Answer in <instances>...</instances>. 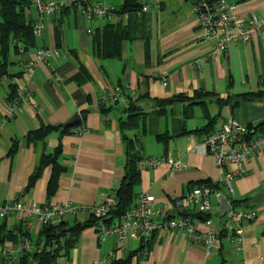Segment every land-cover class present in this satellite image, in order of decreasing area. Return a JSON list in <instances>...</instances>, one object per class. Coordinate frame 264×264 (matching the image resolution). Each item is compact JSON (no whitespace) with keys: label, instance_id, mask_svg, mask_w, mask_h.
I'll return each mask as SVG.
<instances>
[{"label":"crops","instance_id":"obj_1","mask_svg":"<svg viewBox=\"0 0 264 264\" xmlns=\"http://www.w3.org/2000/svg\"><path fill=\"white\" fill-rule=\"evenodd\" d=\"M110 1L117 7L124 2L118 6ZM160 1V8L152 6L145 14L142 35L123 42L120 59L94 55L89 30L95 31L107 22L90 21L77 8L46 19L44 36L36 37L37 47L24 51L20 46L17 52V43L12 44L8 71L13 77L2 80L0 88V202L46 205L70 200L83 209L116 193L126 173L127 146L121 120L127 117V106L120 104L104 113L101 101L109 88L123 85L128 92H137L141 98L137 104L147 114L139 130L125 134L140 138L145 157L183 162V168L172 176L167 163L140 169L137 193H151L158 206H163L170 204L173 197L186 194L192 186L211 182L218 185L229 202H237L236 209L256 210L258 217L244 224L241 250L223 232L210 257L202 244L188 240L185 230L157 234L148 242L130 237L121 245L114 237L101 240L97 229L90 227L83 231L69 258L78 264H94L114 251L113 261L106 264H264V149L248 164L249 174L232 183V194L224 185L216 184L225 170L218 169L214 156L190 149L203 134L194 132L206 126L215 130L231 117L264 131V35H257L250 43H232L226 54L214 56V44L205 41L199 26L196 0ZM229 1L239 14L264 17V0ZM32 17H37L35 11ZM57 28L61 32L59 40ZM40 47L55 51L48 59L51 66L40 62L29 77L24 65ZM161 76L168 78V85L162 84ZM57 77L65 80L60 83ZM10 84L26 88L30 94L22 96L15 117L5 122ZM181 95L186 99L168 103L161 114L156 113L155 98ZM75 114H80V121L88 129L85 134L78 135L76 128L66 133L53 131L43 140H27V135L42 124L62 126ZM166 132L172 137L164 144L157 136ZM15 143L16 151L9 155ZM58 147V162L66 170L56 192H49L52 165L27 190L41 156L54 155ZM212 207V219L221 225L225 218L220 216V200L213 198ZM195 218L197 227L205 230L203 220ZM87 219L80 212L67 222L72 225ZM3 223L9 230H16L20 221L10 215L0 219V227ZM40 228L31 231L35 239Z\"/></svg>","mask_w":264,"mask_h":264},{"label":"built area","instance_id":"obj_2","mask_svg":"<svg viewBox=\"0 0 264 264\" xmlns=\"http://www.w3.org/2000/svg\"><path fill=\"white\" fill-rule=\"evenodd\" d=\"M160 3V0H139L140 7L135 14L143 16L152 6L160 8ZM71 8H77L90 21L103 20L107 23L127 24L132 18L130 12L122 11L110 0H30V4L24 8V11L33 20L35 37H42L45 33V20L52 15H61ZM194 10L205 41L214 44V56L226 54L232 43H250L257 35H264V17L239 14L236 5L229 0H196ZM34 11L37 17L33 19ZM89 32L93 34L94 30ZM54 53V50L46 47L38 48L35 57L26 61L24 72L32 77L40 62H46L51 66L48 59ZM7 78V75L3 76V80ZM160 79L163 85H168L169 80L166 76H161ZM56 80L61 83L65 78L57 77ZM26 94H30L26 88H18L16 97L8 100L5 122L15 117L16 107L22 96ZM137 97L135 90L128 92L127 88L118 85L108 89L102 97L101 105H126L131 99ZM87 131L88 129L83 126L76 132L78 135H83ZM190 149L198 154L214 156L218 169L225 170L217 178L216 184L224 185L232 194V183L249 174L248 164L258 152L264 149V131H257L254 126L238 123L231 117L219 128L203 134ZM165 163L170 165L169 176L183 168L181 159L167 160L165 157L154 156L142 158L137 165L142 170L157 168ZM223 196L225 195L218 189L203 184L190 189L183 196L173 197L170 204L158 206L157 198L153 194L140 192L136 195L135 204L130 209L111 224L102 222L97 227V233L101 240L114 237L118 244L125 245L130 237L146 242L157 234L185 230L188 233V240L202 244L206 255L210 257L222 233L226 232L236 242L237 249L241 250L245 241L244 224L255 220L258 212L236 209L231 204L232 207L224 216L223 223L216 225L212 219V199L221 200ZM116 204L115 193L101 203L83 209L74 206L70 200L46 205H26L13 200L0 202V219L14 215L26 229L32 231L37 226L55 224L56 221L66 222L71 215L80 212H84L87 218L108 219ZM172 209L180 213H174ZM183 210H187L189 214H181ZM198 213L204 216L205 230L199 229L195 223V215ZM32 246L30 239L0 245V264H16L20 254ZM114 257L115 252L112 251L104 259L95 260L94 264L110 263ZM59 264L78 263L73 260H64Z\"/></svg>","mask_w":264,"mask_h":264},{"label":"trees","instance_id":"obj_3","mask_svg":"<svg viewBox=\"0 0 264 264\" xmlns=\"http://www.w3.org/2000/svg\"><path fill=\"white\" fill-rule=\"evenodd\" d=\"M29 4L30 0H0V88L4 75L13 77L9 75L8 71L9 54L12 44H15V42L17 43L14 46L17 52H19L20 46L23 47L24 51L37 47V39L33 32V20L27 16L24 11V8ZM139 7V0H124L120 8L122 11L132 14L130 21L127 24L107 23L93 32L92 50L96 57L100 59H120L122 57L123 42L126 40H134L142 35L146 22V15L137 16L135 14ZM60 36V29L57 28L58 40ZM120 86L124 87L123 85ZM9 88L11 89V93L8 100H11L16 97L18 85L10 84ZM198 95H201V93L198 92ZM140 99L138 95L137 98L131 99L128 104L125 105L127 106V117L121 120V129L125 133L126 131L139 130L142 127V123L147 118V114L143 112L137 104ZM185 99L186 96L184 95L172 99L155 98L154 100L158 107L156 113L161 114L168 103L176 100L183 101ZM117 105L120 104L111 106L102 104L101 109L104 113H107ZM82 126L83 124L81 121L68 127L65 125L52 126L42 124L38 130L27 135V140H43L53 131L62 130V133H66ZM212 131L213 129L206 126L202 130L194 133L201 132L206 134ZM125 133L124 140L127 146L126 173L121 186L115 193L117 204L112 210L110 217L108 219L91 217L83 222H75L72 225L67 221L59 224L43 225L36 239L32 232L26 229L21 222L16 230H9L6 224L3 223L0 227V245L6 242L16 243L24 239H30L33 244L32 248L20 254L16 264H59L61 261L71 260L69 258L70 253L78 245L84 230L90 227L97 229L102 222L108 224L113 223L135 204L136 195L138 194L136 190L141 180V170L138 168L137 163L145 156L142 153L143 148L140 138H130ZM171 137L172 136L166 132L158 134L157 139L161 143L167 144ZM15 151L16 143L10 149L9 155L14 154ZM60 153L61 148L58 147L54 155L43 154L41 156L35 172L29 178L27 190L35 185L44 169L52 165L53 175L49 184V192L50 194L56 192L60 176L66 170L65 167L58 162ZM204 184L218 189V185L211 182H206ZM197 186H200V184ZM194 187L196 186H192L191 189ZM236 203V201L231 200L233 207H236ZM118 263L121 262H113V264ZM220 264H225V262H221Z\"/></svg>","mask_w":264,"mask_h":264},{"label":"water","instance_id":"obj_4","mask_svg":"<svg viewBox=\"0 0 264 264\" xmlns=\"http://www.w3.org/2000/svg\"><path fill=\"white\" fill-rule=\"evenodd\" d=\"M81 117L80 114H75L66 124L65 126H72L74 124H76L78 121H80ZM231 203L229 202V200L223 196L220 200V216L224 217L226 215V213L231 209ZM181 214L183 215H188L189 212L187 210H183L181 211ZM196 216L202 220H204V216L202 214H196Z\"/></svg>","mask_w":264,"mask_h":264},{"label":"rangeland","instance_id":"obj_5","mask_svg":"<svg viewBox=\"0 0 264 264\" xmlns=\"http://www.w3.org/2000/svg\"><path fill=\"white\" fill-rule=\"evenodd\" d=\"M116 5L120 6L122 3V0H112Z\"/></svg>","mask_w":264,"mask_h":264}]
</instances>
